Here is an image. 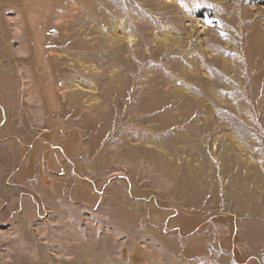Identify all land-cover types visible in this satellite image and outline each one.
<instances>
[{
    "label": "rangeland",
    "instance_id": "374dc122",
    "mask_svg": "<svg viewBox=\"0 0 264 264\" xmlns=\"http://www.w3.org/2000/svg\"><path fill=\"white\" fill-rule=\"evenodd\" d=\"M0 264H264V0H0Z\"/></svg>",
    "mask_w": 264,
    "mask_h": 264
}]
</instances>
